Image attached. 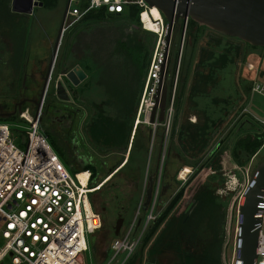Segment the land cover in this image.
Instances as JSON below:
<instances>
[{
    "label": "rangeland",
    "instance_id": "1",
    "mask_svg": "<svg viewBox=\"0 0 264 264\" xmlns=\"http://www.w3.org/2000/svg\"><path fill=\"white\" fill-rule=\"evenodd\" d=\"M10 4L7 0H0V25H4L9 32L11 31L9 36L15 43L16 40H20V43L24 38V30L9 16L8 12H11L12 7ZM65 4L66 0H59V6L56 8H34L32 21L35 25V38L32 40L31 48L36 57H41L42 48L51 47L54 42L62 23ZM12 8L13 12H18L14 11V6ZM191 21L189 20L187 23L181 21L175 28L173 37L179 56L183 50V63L181 60L183 66L179 67V69L182 67L183 79L178 83V90H180V86L184 85L187 76H190L191 80L189 91L187 95H184L180 113L182 125L185 127H181L180 123L176 127V132L178 133L180 130V135L184 130L192 131L187 126L190 123H203L207 116L211 118L221 117L222 110L227 106L223 99L234 102L238 100V91L244 92V86H241L240 82L247 73L246 68L251 64L254 63L256 70L257 68L259 70L254 82H264V48L241 44L239 40L235 39H226L208 28L202 30L193 26L191 30L188 27ZM42 26L46 29L48 40L45 38L46 35L42 31ZM146 31L137 22L130 21L124 16L104 23L83 25L74 33L70 35L68 33L69 36L66 34L67 32L65 33L64 47L66 52L69 50L72 41L75 45V52L71 54L69 65L74 70L88 74L87 80L78 87L72 84L67 85L72 94L73 106L81 112L86 111L89 114L94 112L100 114L101 111H104L106 115L112 118L122 116L121 105L115 99L110 98L109 87L112 85L119 86V89L122 88L128 96L132 97L140 91L146 72V62L150 59L151 54H148L144 62L145 56L150 48L155 46V39L157 41L159 37L154 32ZM217 38L222 41L223 48H231L233 54L237 53L238 61L236 65L232 64L225 70H220L219 76H216V79L209 86H205L206 76L210 72L209 66L206 65L200 71H198L197 66L206 56L203 50L213 46V42ZM141 39L145 45L144 50L139 49L141 48L139 45ZM146 48H148L147 51ZM142 55H144L143 59ZM259 59H262L260 67L263 71L255 63ZM37 67L38 65H29L26 69L28 75L33 70L36 71ZM198 72L203 76H199V74L197 76ZM10 76L7 68L0 70V79L4 80V84L0 83V95H3L1 99H6L5 94H9L7 83L12 82L8 81ZM23 79L24 75L20 73L18 78L19 89H23ZM29 79L28 76L27 84H29ZM59 81H62L60 71L54 76L50 88L51 93H56V86ZM197 85L199 88L203 87L201 90L202 92L205 91V95L191 100L189 99L191 97L190 90ZM216 98L220 100V105L217 107L214 104ZM246 102L247 99L243 98V101L236 104L237 108ZM246 107L252 114L264 118V96L252 95L251 93V99ZM27 108L31 109L33 114L37 113L36 109L31 107H25L21 111ZM236 109L232 112V117L224 120L216 145L222 141L232 144V138L238 135V125H234L233 122ZM21 111L15 118L0 121V124L7 122L14 132L25 131L29 125L18 119ZM40 116L43 131L71 174L74 175L76 171L87 170L84 167L89 165L88 163L93 164L96 169V171L88 169L92 173V178H95L94 187H97L96 192L92 195V202L96 212L102 216L103 223L100 231L89 238L90 251L85 254L86 264H104L110 245L116 238V227L121 218L124 219V223L120 234L136 218L138 221L144 219L146 215L144 204L147 199V191L150 188V179L154 182L153 200L156 202L157 212L155 222L164 216L181 190H184L183 197L171 212V216L176 215L183 220L190 213L192 200L198 197L199 192L206 190L214 193L216 203L219 205L218 207L211 205L190 217L191 212L185 218L190 221L185 228L181 229L178 247L174 244L163 247L162 252L156 253L157 255L151 260V264L237 263L239 205L254 170L264 162V150L253 162L252 160L249 161L250 159L246 156L238 160L231 150L225 151L219 163L222 168L220 174L215 170L217 167L212 168V162L209 160L211 148L209 153H205L201 159L193 158L192 152L183 151L179 139L180 135H173V126L169 132L167 128H164L166 140L160 156L156 152L159 147L158 135L160 132L156 130V132L151 131L150 134L148 130L150 125L148 124L139 127V132L143 136L151 135L148 154L142 151L132 152V145L136 136L135 127L127 150L105 153L95 148L88 137H84L85 135L78 132L70 135L58 124L53 125L47 121L44 107ZM247 116L252 119L251 115L247 114ZM44 118L45 120H43ZM136 119L135 124L137 123ZM248 132L244 130L241 135L248 134ZM16 144L22 149L26 148L21 141H17ZM79 157H82L85 162H79ZM73 160L76 161L74 164L71 163ZM129 160H131V164L128 165L127 169L124 167L123 169L121 166L120 169L112 172L123 161L124 166ZM249 168L251 170L247 174L246 171ZM218 179L220 182L217 181ZM235 179H238L237 184ZM167 221L161 225L147 244L144 243L132 264H146L148 250L156 238L161 236ZM177 224L174 223L172 227H176Z\"/></svg>",
    "mask_w": 264,
    "mask_h": 264
},
{
    "label": "built area",
    "instance_id": "2",
    "mask_svg": "<svg viewBox=\"0 0 264 264\" xmlns=\"http://www.w3.org/2000/svg\"><path fill=\"white\" fill-rule=\"evenodd\" d=\"M38 1L16 0L15 7L18 11L27 12ZM84 4H87L85 8ZM135 4L144 8V12L151 9L143 1L134 0H70L64 31L73 29L92 10L106 9L110 14H124L130 5ZM143 13L140 22L147 30ZM156 23H160L161 33H156L159 37L144 79L135 127L148 124L156 132L159 126H164L169 132L175 117L183 50L174 86L169 90L165 121L152 124L150 120L166 62L167 22L163 18ZM252 92L264 96V82H254ZM41 111L42 108H39L33 114L30 109H25L20 113V120L29 125L25 131L14 132L8 123L0 124V264H86L85 254L90 251L89 238L100 231L103 223L92 202L97 187L91 185L90 171L73 175L66 169L41 127ZM244 113L251 115L264 128V118L252 114L249 108ZM17 141H21L26 148H20ZM262 150L264 141L259 152L251 158L252 162ZM250 170L246 173L249 174ZM86 175L84 183L80 176ZM235 182L237 184L238 179ZM257 214L261 222L255 264H264V199ZM156 219L154 200L145 220L138 221L136 218L113 240L103 263L129 264L150 224Z\"/></svg>",
    "mask_w": 264,
    "mask_h": 264
},
{
    "label": "trees",
    "instance_id": "3",
    "mask_svg": "<svg viewBox=\"0 0 264 264\" xmlns=\"http://www.w3.org/2000/svg\"><path fill=\"white\" fill-rule=\"evenodd\" d=\"M42 1H44L47 8H56L59 5V0H42ZM86 5L87 4H84L83 8H85ZM143 12H144V8L136 4L130 5L124 14H110L108 13L106 9L92 10L82 19L80 23H78L68 33L69 35L74 33L75 30H77L79 27L83 25L104 23V22H108L113 19H118L124 16L130 19V21H135L139 24V26H142L140 22V15ZM193 26H197L198 29H202V30L206 29V27L200 26L196 22L191 21L188 27H190L192 30ZM213 44H214L213 46H209L208 49L206 48V50H203V53L209 57L206 58V56L204 55L205 57L203 61L197 66L199 68L198 71L205 68L206 65L209 66L210 72L208 76H206L205 86H209L211 82L216 79L215 77L219 76L220 70H225V68H227L229 65H232V64L236 65L238 61L237 53L233 54L231 48H227V47L223 48L222 41L219 38H217V40H215ZM139 45L141 47L139 49L144 50L145 45H144L143 39L140 40ZM147 50L148 48H146V51ZM178 57H179V53H178V50L176 51L175 40H173L172 52H171L172 60H171V66L169 70V77H168V88L170 91L172 90L174 86L176 66L179 60ZM143 58H144V55H142V59ZM150 60H151V56H150V59L147 60L146 62V66H145L146 72H145L144 79L147 76V69L149 67ZM141 63L143 62L141 61ZM182 63H183V58H182ZM181 66L183 65L181 64ZM181 73H182V67L180 69L179 82L183 79V74ZM198 74L199 76H203V74H200L199 72L196 75L198 76ZM254 78H255V75L252 74L251 77H249L247 81H244L241 79L242 81L240 83L242 86H244V92L241 93L238 91L237 101L231 102L228 99H223L224 103L227 106L226 108L222 110L221 117L211 118L210 116H207L206 120L203 123H199V122L197 124L190 123L187 126L188 128L192 129V131L187 132V130H184L180 135V130L177 133L176 127L179 125V123L181 127H185V125H182L180 113H181L182 102L184 101V98H185L184 95H187V92L189 91V84H191L190 76L189 77L187 76L184 85L182 87L180 86V90L177 91L176 102H175V117H174L173 125H172L173 135L174 136L180 135L179 136L180 144L183 147L184 152H188L189 150L190 152L193 153V155L191 156H194L193 158L199 160L204 156L205 153H209V150L211 148L209 160L212 162V168L215 169L217 167L215 170L220 174L222 173V168L219 165V163L221 162V156L225 151L231 150V152H233L234 157L238 160L244 156L248 157L251 160V158L259 152V150L261 149L263 145V141H264L263 139L264 138V128L261 127L258 123L254 122L252 119L248 118V116H246L247 114L245 116L248 119L246 118L237 124L238 125V135L235 138H232L233 139L232 144H227V142L225 141H223L221 144L220 143L217 145L215 144L216 142H218V138H219L220 131L222 129L224 120L230 115L231 111H233L236 104L239 101L240 102L243 101V98H246L247 102L243 104L241 107V109H244L247 103L250 101L253 84L255 81ZM222 80L224 79L222 78ZM144 84H145V80H143L142 82L140 91L136 93L135 96L133 97L128 96V94L124 92L122 88L119 89L118 88L119 86L116 87V85L115 86L112 85L109 87L110 88V91H109L110 98L115 99V101H118L117 103H120L122 116L120 118L118 117L112 118L109 115H106L104 111H101L100 114H97V116L93 119V124L89 126V130L87 131V137L95 148L105 153L122 152L124 150H127L130 144V141H131L132 133L134 131V127H135L134 121L137 117V111H138V107L140 103V98L143 93ZM201 89H203V87L199 88L198 85L194 86L192 90H190L191 97L189 99L195 100L197 98L202 97L203 94L205 95V91L202 92ZM177 97H178V101H177ZM135 100H136V103H135ZM214 104H215V107H217L218 105H220V100L218 98L214 99ZM18 119L20 120V116ZM0 121L3 122L6 120H0ZM140 126L142 125L135 127L136 136L133 141L132 152L142 151L148 154L149 145L151 142V135L148 134L146 136H143L139 132ZM164 128H165L164 126H159L157 128V130H159L160 132V133L158 132L159 133L158 135L159 147L156 150V152L159 153V156L162 153V149H163V146L166 140V134H165ZM148 130L150 131V134H151V131H153L152 127H149ZM200 130H203V131H200ZM244 130L249 131L248 134L246 133V134L241 135L242 131ZM123 162L120 165H118L116 168L121 166ZM130 162L131 160H129L128 163L125 164L123 167L127 169L128 165L131 164ZM71 163L74 164L75 161L73 160L71 161ZM88 164L89 165L84 167V169L87 168V170H81L78 172L76 171L75 173H79L82 171H89L90 169H93V171H96L95 166L93 164L91 163H88ZM241 165H243V163H241ZM94 177H95V174H94ZM219 180L220 179H218L217 181ZM94 182H95V178H92V181H91L92 186H94ZM183 194H184V190H181V192L178 194V196L176 197L174 202L171 204L167 212L164 214V216L162 218H159L156 222L153 221L150 224L144 236L142 244L140 245L135 255L132 257L129 264L133 263L140 248L144 245V243L147 244L150 241L152 236L159 230V228L165 221L168 220L166 222V226L161 236L156 238V240L154 241V243L148 250L147 257H146V264H151V260L154 259V257L162 250L163 247L167 245H172V244L178 247V243L180 244L179 239H180L181 229L185 228L189 224V221H190L185 218L191 212L192 213L190 217L194 216L200 210L207 208L211 205H213L214 207L219 206L216 203L215 197L213 195L214 193L206 190V191L199 192L198 197L192 200L194 204L192 205V208L190 209V213H188V215L185 216L183 220L179 219L178 216L176 215L171 216V212L174 210L175 206L182 199ZM145 213L147 215V211H145ZM146 215L144 219H141V220H145ZM174 223H178V224L176 225V227L173 228L172 226ZM171 228H173L172 231H171Z\"/></svg>",
    "mask_w": 264,
    "mask_h": 264
},
{
    "label": "water",
    "instance_id": "4",
    "mask_svg": "<svg viewBox=\"0 0 264 264\" xmlns=\"http://www.w3.org/2000/svg\"><path fill=\"white\" fill-rule=\"evenodd\" d=\"M16 1V0H14ZM143 1L149 8L157 7L167 22V33L165 37L166 62L163 66L159 90L156 96V107L153 110L150 122L164 123L169 100L168 77L171 66V47L175 28L181 21L187 23L192 20L200 26L206 27L214 33L241 40L251 46L264 48V0H134ZM70 0H66L62 23L58 38L54 47L53 56L49 65L42 99H44L52 79L55 63L63 36L64 25ZM14 11H18L13 3ZM43 3L35 2L30 6L26 14H32L35 7H42ZM156 43V39L154 45ZM154 47L146 54H152ZM71 84L78 87L86 81L88 74L78 70L63 72ZM56 96L63 101H69L70 97L62 81L56 86ZM41 103H37L40 107ZM121 167V166H119ZM118 167V168H119ZM116 168L113 172H115ZM154 182L150 179V188L147 191V199L144 210L148 211L154 201ZM264 199V162L254 170L251 179L239 205L238 237H237V263L255 264L257 258V242L260 233V222L258 219V207ZM124 223L121 218L117 224L115 235L120 236Z\"/></svg>",
    "mask_w": 264,
    "mask_h": 264
},
{
    "label": "flooded vegetation",
    "instance_id": "5",
    "mask_svg": "<svg viewBox=\"0 0 264 264\" xmlns=\"http://www.w3.org/2000/svg\"><path fill=\"white\" fill-rule=\"evenodd\" d=\"M7 2L8 4L11 3L10 5L13 7V3L15 1L7 0ZM38 2L43 3V6L35 7V8L48 9L44 1L39 0ZM12 7H11L10 13L8 12V10L6 11L8 12L9 16L14 21L17 22V24L22 26L24 30V38L20 43H19L20 40H16V43H15L12 40V38L9 36V34H11V31L9 32L8 28L5 27L4 25H0V70H2L3 68H7L8 73L11 75L8 81H12L11 83H7L8 84L7 92H9V94L7 95L5 94L6 99H3V98L1 99L3 95H0V99H1L0 100V111H2L0 112V120L12 119L13 117L17 116L19 111H21L25 107L35 108L37 112L39 108L43 109L44 107L46 120L49 121L51 124L53 125L58 124L60 128L68 132L70 135L73 133L76 134L78 132V133L85 135L84 137L87 138V131L89 130V126L93 124V119L95 118V116H97V114L95 112L92 114H89L86 111L81 112L79 109L73 106L72 97H71L72 94H71V91H69V89L67 88L68 87L67 85L70 86L71 82L63 76V72L68 71V70H73L72 66L69 64L71 60V54L72 52L73 53L75 52L74 51L75 50L74 41L70 43L69 50L66 52V48L64 47L65 46L64 45L65 34H64L63 40L61 42V46L59 49L58 57L55 63V68L52 74V79H51L49 89L44 99H42L43 89H44V84H45V77L47 76V73L49 70V65H50V62L53 56L54 47H55L61 26L58 29V33L54 39V42L51 44V47H48V48L43 47L41 57H36L35 52L34 51L32 52V48H31L32 40L35 38V25L32 21L33 13L26 14V13H21V12H13ZM41 28H43V26ZM42 31H44L46 35L45 38L48 40V36H47L48 34L46 32V29L43 28ZM68 32L67 33L65 32V33L68 35ZM220 36L226 39H234V38L226 37L223 35H220ZM235 40H238V39H235ZM239 42L241 44L249 45L241 40H239ZM260 61H262V59H259V61L255 62L259 65V67H260ZM29 65H38V67L36 71L33 70V72H31L28 75V72L26 71V69L28 68ZM246 69H247V73H245L244 78L242 79L244 81H247L250 75L254 74L255 76H257V72L259 73V70L258 68L256 70L254 63L251 64ZM59 71H60L61 79L69 94V97H70L69 101L60 100L56 96V93L53 94L50 92V88H51L52 81L54 80V76ZM20 73L24 75V79L22 83L23 89H19V84H18V78L20 77ZM28 76L30 78L29 84H27ZM0 83L4 84V80L0 79ZM19 90H21L22 92L20 93ZM252 95H253V92H252ZM37 103H41L40 107L37 106ZM241 107L242 106H239L237 108V105H236L233 111H231L230 115L226 118V120L229 119L230 116L231 117L233 116L232 112H234L236 108H237L236 114L233 118L234 125H237L239 122L246 119L247 115L244 113V110L248 107H245L244 109H241ZM4 110H7V111L5 112ZM43 120H45V118ZM229 155H232V154H229ZM78 160L79 162H85L82 159V157H79ZM193 204L194 202L192 201L191 205Z\"/></svg>",
    "mask_w": 264,
    "mask_h": 264
},
{
    "label": "bare ground",
    "instance_id": "6",
    "mask_svg": "<svg viewBox=\"0 0 264 264\" xmlns=\"http://www.w3.org/2000/svg\"><path fill=\"white\" fill-rule=\"evenodd\" d=\"M142 19L143 22L145 23L147 30L155 33L161 32V25L160 23L158 25L156 21L163 20V17L157 7L151 8L148 12L145 11L143 13ZM87 176L88 175H86L85 177L80 176V178L83 180L84 183H86Z\"/></svg>",
    "mask_w": 264,
    "mask_h": 264
},
{
    "label": "crops",
    "instance_id": "7",
    "mask_svg": "<svg viewBox=\"0 0 264 264\" xmlns=\"http://www.w3.org/2000/svg\"><path fill=\"white\" fill-rule=\"evenodd\" d=\"M83 83V82H82ZM81 85V84H80Z\"/></svg>",
    "mask_w": 264,
    "mask_h": 264
}]
</instances>
